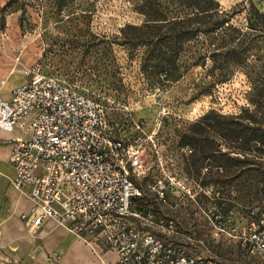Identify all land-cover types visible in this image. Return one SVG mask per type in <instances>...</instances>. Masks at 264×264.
Instances as JSON below:
<instances>
[{"label":"rangeland","instance_id":"rangeland-1","mask_svg":"<svg viewBox=\"0 0 264 264\" xmlns=\"http://www.w3.org/2000/svg\"><path fill=\"white\" fill-rule=\"evenodd\" d=\"M136 1L73 0L60 15H46L40 10L39 0H18L2 14L0 35L8 37L15 46L19 61L25 65L26 77L32 72L52 75L90 97L114 125L115 134L128 145L139 146L140 175L132 177V181L139 186L147 203L161 209L157 208L152 191L160 181L166 190L168 206L162 212L187 230L198 229L208 239L213 237L206 223L213 211L237 230L246 225L250 231L260 229L264 225L263 191H248L249 173L241 164L229 167L213 158L211 153L217 150L214 143L218 140L211 128L200 122L209 112L228 116L250 110L253 104L261 110L264 107V33L255 36L246 29L248 1L215 0L220 11L229 15L230 27L239 32L224 33L234 35L232 46L238 51L235 55L238 60L233 58L226 65L209 60L191 64L194 60L189 59L191 51L218 48V35L211 44L203 41L202 48L193 45L181 60L178 68L181 76L176 81H165L162 76L152 79L148 70L143 72L139 64L141 50L130 54L113 43L117 88L111 90L108 86L111 79L91 69L94 60L73 52L67 45L65 41L71 36L67 31L75 27L82 31V39L105 37L113 41L124 25L141 22L135 12ZM249 1L264 14V0ZM6 16L11 17L8 22ZM198 128L203 129L201 138L205 140L200 143L202 147L193 150L187 140ZM218 143L221 153L233 151L229 142ZM221 179L224 185L217 187L214 182ZM219 243L222 253L224 250L231 253L234 248L231 241Z\"/></svg>","mask_w":264,"mask_h":264},{"label":"built area","instance_id":"built-area-1","mask_svg":"<svg viewBox=\"0 0 264 264\" xmlns=\"http://www.w3.org/2000/svg\"><path fill=\"white\" fill-rule=\"evenodd\" d=\"M14 128L27 134L11 143L8 164L12 188L27 191L30 208L20 220L29 232L53 221L112 253L114 264H264V225L237 230L213 211L208 239L162 212L160 181L152 191L161 209L147 203L132 181L140 175L139 146L115 134L93 99L54 76L32 72L0 98V131ZM226 240L231 253L219 250Z\"/></svg>","mask_w":264,"mask_h":264},{"label":"trees","instance_id":"trees-1","mask_svg":"<svg viewBox=\"0 0 264 264\" xmlns=\"http://www.w3.org/2000/svg\"><path fill=\"white\" fill-rule=\"evenodd\" d=\"M17 1L8 0L0 8V18L6 9ZM72 1L39 0L40 10L42 13L46 12L44 13L46 15H60ZM247 1L249 7L246 29L255 36H260L264 33V14L251 1ZM24 8L25 5L22 4V12ZM135 12L142 18L141 22L138 25H124L118 31L119 37L113 41L105 37L100 40L82 39L80 37L82 31L75 27L67 31L71 34L65 41L67 45H70L73 52H81L82 55L94 60L91 69L111 79L108 83L111 90L117 88L111 49L113 43L130 54L141 50L139 64L143 72L149 71L152 79L162 76L165 81H176L181 76V72L178 71L182 65L181 60L184 54L190 53L193 45L199 44L202 48L203 41H209L211 44L218 35L220 43L217 49L191 51L189 59L194 58L191 64L194 66L198 60L203 63L209 60L210 63L226 65L233 61V58L237 59L235 55L238 51L232 46L234 35L225 36L224 33L232 30L238 35L239 32L230 27L229 15L220 11L215 0H137ZM18 26L21 27V20L18 21ZM201 37L204 39L198 43ZM200 122L211 128L218 142L224 140L234 146L232 152L221 153L218 148L220 144L215 142L214 147L217 150L211 153L215 156L213 158H216L219 164L226 163L229 167L241 164L243 170L249 173L246 181L248 191L261 190L264 193V107L261 110L259 106L253 104L250 110L243 109L228 116L209 112ZM198 129L194 130L187 140L193 150L202 147L200 143L205 140L204 137L201 138L203 129ZM230 154L232 155L229 156ZM201 155L204 156L203 152ZM214 183L217 187L224 185L223 179Z\"/></svg>","mask_w":264,"mask_h":264},{"label":"crops","instance_id":"crops-1","mask_svg":"<svg viewBox=\"0 0 264 264\" xmlns=\"http://www.w3.org/2000/svg\"><path fill=\"white\" fill-rule=\"evenodd\" d=\"M7 1L0 0V8ZM10 18L6 16V22ZM9 41L8 37L0 35L2 99H8L10 91L28 79L25 65L19 61L15 46ZM26 136L19 128L9 133L0 131V264H114L112 253L102 252L95 244L79 240L53 221L44 222L31 233L20 220L21 214L28 213L30 202L26 190L16 191L11 186L14 173L8 164V153L14 140Z\"/></svg>","mask_w":264,"mask_h":264}]
</instances>
